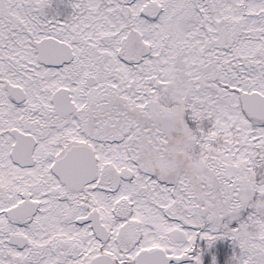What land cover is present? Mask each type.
Returning <instances> with one entry per match:
<instances>
[{"label":"snow or ice","instance_id":"snow-or-ice-1","mask_svg":"<svg viewBox=\"0 0 264 264\" xmlns=\"http://www.w3.org/2000/svg\"><path fill=\"white\" fill-rule=\"evenodd\" d=\"M0 264H264V0H0Z\"/></svg>","mask_w":264,"mask_h":264}]
</instances>
